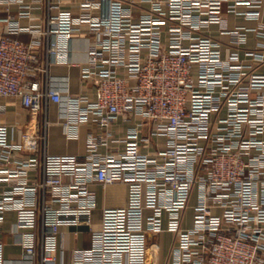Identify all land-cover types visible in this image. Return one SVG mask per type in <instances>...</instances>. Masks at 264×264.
Here are the masks:
<instances>
[{
    "label": "built area",
    "instance_id": "1",
    "mask_svg": "<svg viewBox=\"0 0 264 264\" xmlns=\"http://www.w3.org/2000/svg\"><path fill=\"white\" fill-rule=\"evenodd\" d=\"M263 9L264 0H0V264H264ZM239 17L257 23L232 26ZM78 36L88 48L73 93L52 67L78 64ZM8 98L29 122L10 119ZM51 103L69 139L89 126L84 154L47 150ZM97 183L126 184V204L96 218ZM65 228L90 236L70 259Z\"/></svg>",
    "mask_w": 264,
    "mask_h": 264
},
{
    "label": "crops",
    "instance_id": "2",
    "mask_svg": "<svg viewBox=\"0 0 264 264\" xmlns=\"http://www.w3.org/2000/svg\"><path fill=\"white\" fill-rule=\"evenodd\" d=\"M47 1V0H45ZM62 6L64 8L69 9H77L78 3L80 0H60ZM46 3H44V7L42 10H36L33 15L34 22H42L46 16ZM15 12V8H14ZM6 13H0V15H5ZM262 20H264V9L262 13ZM230 23L232 26L235 25H244L247 27H253L256 25L255 20H247L244 18H231ZM212 32L215 36L226 40L227 37L219 34L217 31V27L215 25L212 26ZM20 37L26 41L31 39L30 34L23 33L20 34ZM256 42V38L254 33H250V40L248 45L253 46ZM87 48L88 44L85 38L83 37H75L72 42V59L76 61L78 64L75 66H67V65H53L52 72L55 75H68L70 80V89L71 92L77 93L83 91V84L80 81V65L84 63L87 59ZM8 103V113L11 120L18 119L21 125L26 122H29L30 117L28 113L22 108L20 103L13 98L6 99ZM49 120L50 126L48 130V143L47 150L50 153L54 154H62V153H78L84 154L86 147V136L87 131L89 129L88 125H83L81 127L80 137L78 139H69L63 133L61 124H60V114H59V106L56 103H51L49 108ZM40 121V119H39ZM41 122V121H40ZM23 124V125H24ZM40 124V123H39ZM22 125V126H23ZM118 132L121 134L125 131V127L127 123L120 119L118 121ZM98 194V209L96 211V218L100 216V210L102 207H119L123 206L127 202L128 198V186L124 183H114L110 184L106 187H103L101 184L97 183L93 186ZM190 214V213H189ZM8 222L6 223V228L10 226V223L13 221V214H9ZM67 237H66V248L68 258H71V251L75 247H86L90 245V236L89 233H80L79 235H74L72 231L66 229ZM6 235L4 237L5 241L9 242V238ZM161 241V257L162 260L166 261L169 258L170 248L172 245L173 235L172 233L166 232L159 236ZM14 247L9 245L7 250H13Z\"/></svg>",
    "mask_w": 264,
    "mask_h": 264
}]
</instances>
